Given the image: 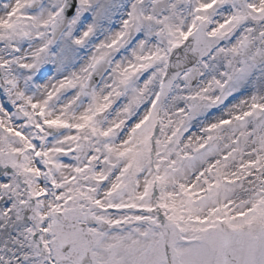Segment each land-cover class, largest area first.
Here are the masks:
<instances>
[{
	"label": "snow or ice",
	"instance_id": "snow-or-ice-1",
	"mask_svg": "<svg viewBox=\"0 0 264 264\" xmlns=\"http://www.w3.org/2000/svg\"><path fill=\"white\" fill-rule=\"evenodd\" d=\"M0 264H264V0H0Z\"/></svg>",
	"mask_w": 264,
	"mask_h": 264
}]
</instances>
